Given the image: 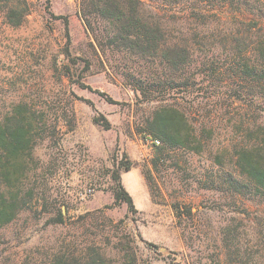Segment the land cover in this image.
<instances>
[{"label":"rangeland","instance_id":"obj_1","mask_svg":"<svg viewBox=\"0 0 264 264\" xmlns=\"http://www.w3.org/2000/svg\"><path fill=\"white\" fill-rule=\"evenodd\" d=\"M143 1L148 9L178 19L172 28H187L182 21L190 3L174 9L158 0ZM26 2L27 15L19 27L7 24L0 7V108L26 102L44 111L48 125L57 129L51 140L35 147L33 211L20 213L0 230V264H50L58 251L70 250L74 243L86 249L92 242L122 264L121 253L113 249L118 239L132 247L135 264H222L224 226L248 225L244 210L251 218L264 212L246 199L213 189L210 180L231 169L229 153L239 139L241 119L264 125V95L243 101L229 97L236 84L205 91L194 85L185 92L166 88L165 94L156 91L158 97L144 100L124 77L134 72L132 63L102 52L93 41L80 18L79 0ZM235 13L236 5H230L209 17L215 35L232 26ZM206 42L194 49L206 50ZM213 94L224 97L223 115L213 121L215 134L204 151H170L152 167L158 144L142 134L145 119L160 105L171 104L198 130L212 120ZM64 117L73 119L71 127ZM96 118L106 120L108 128L96 124ZM222 150L228 153L223 166L214 163ZM127 162L131 167L125 171ZM115 172L134 212L126 204H114ZM174 204L181 211L189 208L191 215L178 219ZM58 212L63 224L53 221ZM240 232L242 243L251 236Z\"/></svg>","mask_w":264,"mask_h":264},{"label":"trees","instance_id":"obj_2","mask_svg":"<svg viewBox=\"0 0 264 264\" xmlns=\"http://www.w3.org/2000/svg\"><path fill=\"white\" fill-rule=\"evenodd\" d=\"M158 1L174 9L190 3V12L182 21L187 28H172L171 24L178 19L148 9L143 0H79L80 18L93 41L102 52L109 50L132 63L134 72L127 71L124 77L144 100L158 97L154 94L156 91L159 95L168 89L185 92L194 85H198L197 90L205 91L236 84V89L228 90L229 97L243 101L250 96L264 95V0ZM0 5L8 25L19 27L23 23L27 15L26 0H0ZM230 5H236L235 21L223 34L215 35L216 27H210L215 21L209 17H216ZM205 38L206 50L198 52L194 46H206ZM195 69L199 72L190 74ZM213 97L212 120L209 125L198 126V130L184 111L171 104L160 105L145 119L142 134L158 142L152 167L160 165L161 156L170 151L181 149L194 154L204 151L215 134L213 121L223 115V102H220L224 100L223 95L213 94ZM65 118L71 127L73 119ZM94 122L108 128L104 119L96 118ZM240 122L241 126L236 129L239 139L232 143L229 153L231 169H222L211 176L210 185L231 197L246 199L264 212V125L243 119ZM56 129L48 125L44 111L26 102L0 108V230L13 223L20 213L33 211L30 175L38 168L33 153L39 143L55 136ZM226 154L222 150L215 155L214 163L223 166ZM130 167L127 162L123 169L128 171ZM112 179L114 204H126L134 212L119 173H113ZM146 181L151 187L152 177L147 176ZM173 210L178 219L185 213L191 215L189 208L181 211L178 204H174ZM244 211L248 225L239 228L231 222L222 230V264H264V214L251 218ZM53 221L63 224L62 213L58 212ZM240 230L251 234L243 243ZM113 249L121 253L122 264L136 263L128 243L118 239ZM50 264L115 263L92 242L86 249L74 243L72 249L58 251Z\"/></svg>","mask_w":264,"mask_h":264},{"label":"built area","instance_id":"obj_3","mask_svg":"<svg viewBox=\"0 0 264 264\" xmlns=\"http://www.w3.org/2000/svg\"><path fill=\"white\" fill-rule=\"evenodd\" d=\"M155 143H157V144H158V142H157V141H155Z\"/></svg>","mask_w":264,"mask_h":264}]
</instances>
